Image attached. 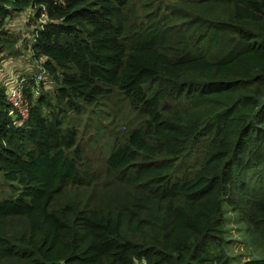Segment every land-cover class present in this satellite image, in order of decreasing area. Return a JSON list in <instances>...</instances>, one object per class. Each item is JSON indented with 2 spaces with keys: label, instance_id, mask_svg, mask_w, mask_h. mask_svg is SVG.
Instances as JSON below:
<instances>
[{
  "label": "trees",
  "instance_id": "trees-1",
  "mask_svg": "<svg viewBox=\"0 0 264 264\" xmlns=\"http://www.w3.org/2000/svg\"><path fill=\"white\" fill-rule=\"evenodd\" d=\"M13 19L49 82L18 78L22 119L0 81V264H264L228 234L264 253V0H0V58ZM121 99L97 176L78 121ZM105 174L129 193L89 207Z\"/></svg>",
  "mask_w": 264,
  "mask_h": 264
},
{
  "label": "rangeland",
  "instance_id": "rangeland-1",
  "mask_svg": "<svg viewBox=\"0 0 264 264\" xmlns=\"http://www.w3.org/2000/svg\"><path fill=\"white\" fill-rule=\"evenodd\" d=\"M32 11V9H28L21 13L16 19L22 21L24 24L25 21L30 19L29 16L33 14ZM16 19L11 20L10 27L11 32L17 35V37L19 36V46L7 50L4 56L0 58V76H3L7 90L9 84H6V82L15 80L13 79L15 76L13 77V75L17 72L37 75L42 71L41 60H36L31 57L32 53L27 47V43L30 41L28 35L32 34L35 25L20 27V23ZM44 78L48 83L49 77L45 74ZM104 108L107 109V106H104ZM95 111L97 112L98 110ZM107 112L109 111L107 110ZM104 113L106 112L103 111V114ZM138 120H140V116L136 112L131 111L123 99H121V101L117 100L116 104H113V109L110 114L105 117H102L101 114H90L89 112L83 113L80 116L78 121L80 127L79 139L84 148L85 156H89L91 162L96 167L97 176H100L101 173V162L105 160L106 155L114 144V133L119 130L131 129ZM90 139L93 140L91 144L88 143ZM3 182V177L0 174V184ZM95 189H97L98 193L95 192L94 197L89 201V207H95L99 200L103 198V195L110 192V190L121 194L129 193L127 188L108 180L106 174L97 181ZM65 195L67 197H76L82 201H86L89 197V191L86 187L68 183L65 186ZM228 213L231 217L229 224L230 231L228 234H232V237H234L233 250L236 253H242L243 260L258 258L264 255V253H260L253 246H249L250 244L246 241L244 235V228L233 222V212H231V210H229ZM235 221L237 220L235 219Z\"/></svg>",
  "mask_w": 264,
  "mask_h": 264
},
{
  "label": "built area",
  "instance_id": "built-area-1",
  "mask_svg": "<svg viewBox=\"0 0 264 264\" xmlns=\"http://www.w3.org/2000/svg\"><path fill=\"white\" fill-rule=\"evenodd\" d=\"M44 70L41 71L36 76L38 79H43ZM27 81V77H21L16 80L15 83L8 90V100L12 107L10 108V115L14 118L21 117L22 119H26L29 114V104L28 99L24 93L25 83Z\"/></svg>",
  "mask_w": 264,
  "mask_h": 264
},
{
  "label": "crops",
  "instance_id": "crops-1",
  "mask_svg": "<svg viewBox=\"0 0 264 264\" xmlns=\"http://www.w3.org/2000/svg\"><path fill=\"white\" fill-rule=\"evenodd\" d=\"M22 74H23V73H21V72H20V73L17 72L16 74L13 75V77L15 76L13 79H15V80H13V81L10 80V81H7V82H6V84H9V86H8V90L11 88V86L15 83V81H16V80H17ZM0 79H1L0 81L3 82V76H0Z\"/></svg>",
  "mask_w": 264,
  "mask_h": 264
},
{
  "label": "bare ground",
  "instance_id": "bare-ground-1",
  "mask_svg": "<svg viewBox=\"0 0 264 264\" xmlns=\"http://www.w3.org/2000/svg\"><path fill=\"white\" fill-rule=\"evenodd\" d=\"M37 80L39 81L38 77H37ZM41 80V79H40Z\"/></svg>",
  "mask_w": 264,
  "mask_h": 264
}]
</instances>
